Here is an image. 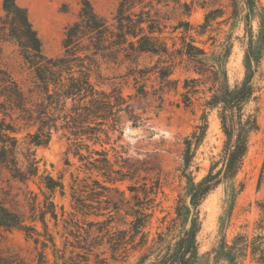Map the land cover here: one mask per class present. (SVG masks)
I'll return each instance as SVG.
<instances>
[{
    "label": "trees",
    "instance_id": "obj_1",
    "mask_svg": "<svg viewBox=\"0 0 264 264\" xmlns=\"http://www.w3.org/2000/svg\"><path fill=\"white\" fill-rule=\"evenodd\" d=\"M229 1L232 14L240 5L245 8V72L235 84L230 83L228 74L232 41L226 39L209 51L189 34L195 27L183 17L191 14L192 2L120 0L109 19L96 11L90 0H83L78 18L66 28L62 53L49 56L28 9L18 0H3L6 22L0 27V40L18 46L32 80L25 86L8 68L0 67V163L19 184L15 193L0 188V227L19 230L31 243L33 257L29 259L21 248L0 245V264H92L93 260L110 264L108 257H101L105 253L113 260H124L137 250L142 252L134 264H203L198 243L200 205L221 183L230 187L249 152L252 134L260 129L257 77L264 57V5L260 0ZM171 3L179 11L172 26L173 32H181L178 47L175 39L172 47L168 45L164 31L169 19L160 15L161 5ZM218 13L223 14L224 8L208 10L198 34L208 31ZM257 17L260 28L255 36L252 23ZM145 53L159 56L158 76L168 82L177 65L176 55L186 56L198 77L185 79L183 102L190 107L200 86L205 95L201 123L183 141L181 176L186 180L188 200H181L177 207L182 229L172 239L161 237L151 244L145 229L153 217L157 183L148 184L144 178L140 184L136 181L127 186L128 196L118 184L136 178L135 172L121 162L124 158L113 159L106 147L111 133L122 134L124 114L134 125H139L142 116L131 102L132 96H124L117 87L105 88L97 80L101 78V60L130 61L137 67ZM212 110L217 111L225 141L221 158L197 181L191 167L206 138ZM23 128L28 130L25 147L17 136ZM56 132L68 140L66 153L77 157L88 173L73 180V211L68 214L63 206L58 208L52 194L43 193L41 198L30 186L39 172L33 147L47 146ZM95 173L102 179L93 176ZM45 186L52 193L58 188L64 193V184L52 177H47ZM60 221L65 230L61 246L55 230ZM254 225L260 233L239 232L231 242L224 236L214 250V259L243 264L249 258L251 264H264V211Z\"/></svg>",
    "mask_w": 264,
    "mask_h": 264
},
{
    "label": "rangeland",
    "instance_id": "obj_2",
    "mask_svg": "<svg viewBox=\"0 0 264 264\" xmlns=\"http://www.w3.org/2000/svg\"><path fill=\"white\" fill-rule=\"evenodd\" d=\"M83 0H18L26 7L30 19L38 31L43 43L44 52L49 56L62 53V41L66 28L78 18ZM192 2L193 9L188 20L193 24L192 34L196 44L212 51L226 39L233 43V50L228 63V74L231 84H235L244 77V48H245V8L240 5L236 14H232L229 0H183ZM264 5V0H260ZM95 10L111 19L120 0H90ZM205 2L206 6L202 7ZM224 8V13L213 20L205 34H198L199 24L204 22L209 9ZM162 17L168 18V26L164 36L168 45L172 47L173 39L180 46V30L173 32V25L177 23L179 11L170 6L161 5ZM6 22V12L3 9V0H0V27ZM255 36L260 28L259 18L253 20ZM211 37H215L212 39ZM165 58V57H163ZM158 55L145 53L140 57L139 66L130 61L106 62L101 60V78L97 79L105 88L117 87L124 96H132L131 102L136 104L141 113L139 125H134L124 114L122 134L119 131L111 133V140L106 144L113 159L116 156L122 163L135 172L136 178L125 180L118 185L130 192L127 186L144 179L150 184L157 183L156 203L153 217L145 231L148 233L149 243L161 237L172 239L182 229V221L177 214L180 201L188 200L186 180L181 176L182 151L184 138L191 135L201 123L203 112L202 103L204 94L200 86L198 93L193 95V104L186 107L182 93L185 92V79H194L198 74L193 70V63L186 56L176 55L177 65L167 80H163L157 73ZM163 65V64H160ZM0 67L8 68L14 76L25 86L30 84L32 73L23 62L18 46L11 40H0ZM141 72L138 73V72ZM260 87V129L251 136V146L243 166L236 178L227 187L221 183L214 189L200 205L201 230L198 233L199 253L204 256L203 264H228L226 261H216L214 250L226 236L232 241L239 232L250 236L260 233L255 228V221L264 211V57L257 77ZM209 128L203 144L198 149L191 167L195 179L203 178L210 170L214 161L221 158L225 136L221 130L218 114L212 110L208 115ZM27 129L17 134L23 147L27 146ZM68 140L62 132H56L47 146H34L39 159L38 175L30 182L40 197L43 193L52 194V198L60 209L63 206L68 213L73 211L71 206V186L76 176L85 177L88 173L81 166V162L72 153L67 154ZM101 148L100 145L97 146ZM122 157V158H121ZM3 169L0 163V188L17 192V182ZM52 177L64 184V193L58 188L51 192L46 188L47 177ZM93 176H97L96 173ZM65 217L68 218V215ZM228 220V222H227ZM114 225H119L114 223ZM51 226L54 228L53 222ZM124 227V225H121ZM57 242L61 246L64 242V222L60 221L55 229ZM71 238V237H70ZM12 245L23 249V253L33 257V247L26 242L24 235L17 229L0 227V245ZM141 250L131 252L124 260H113L111 254L105 253L101 257H108L110 264H134L141 254ZM94 263V260L92 261ZM101 264H104L102 262ZM243 264H251L246 259Z\"/></svg>",
    "mask_w": 264,
    "mask_h": 264
},
{
    "label": "water",
    "instance_id": "obj_3",
    "mask_svg": "<svg viewBox=\"0 0 264 264\" xmlns=\"http://www.w3.org/2000/svg\"><path fill=\"white\" fill-rule=\"evenodd\" d=\"M227 222H228V220H227Z\"/></svg>",
    "mask_w": 264,
    "mask_h": 264
}]
</instances>
